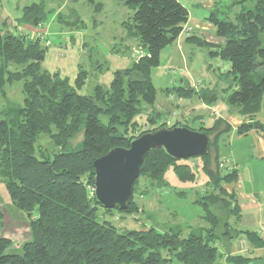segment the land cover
<instances>
[{"label":"trees","instance_id":"obj_1","mask_svg":"<svg viewBox=\"0 0 264 264\" xmlns=\"http://www.w3.org/2000/svg\"><path fill=\"white\" fill-rule=\"evenodd\" d=\"M117 1L131 11L122 23L127 39L136 40L145 55L130 69L116 72L108 87L95 86L91 95L81 94L89 76L87 71L80 67L72 84L60 73L44 69L50 46L43 44L45 39L30 38L19 30L23 26L45 29L44 3L24 7L14 20V30L9 29L8 21L0 26V94L6 96V84L21 83L24 96L23 105L7 101L0 110V184L6 188L12 205L30 219L29 238L19 250L12 248L11 239L0 236V264H250L264 259V253L251 258L222 252L220 238L214 233L220 220L213 213V205L222 204L229 216H237V224L241 218L236 195L224 188L238 180L239 171L234 167L224 173L221 168L220 141L232 131L223 118L208 125L203 123L199 129L185 123L170 127L204 132L210 139L209 153L175 160L163 150H153L146 154L139 176L161 189L170 185L166 174L172 169L179 181L196 183L199 169L187 161L202 159L201 171L208 180L206 190L195 203L204 210L207 227H189L186 236V229L181 226L164 231L156 226L122 231L101 215L102 207L94 194V163L114 148H129L143 134L167 127H154L157 121L150 120L152 129L137 135V118L141 117L144 105H155L158 90L152 72L161 66L162 52L179 39L190 19V11L181 0ZM251 2L254 6L240 11L235 0L215 4L207 21L215 27L217 36L225 40L224 45L189 38L197 40L194 42L198 47H207L212 59L230 64L226 74L218 69L219 80L228 83V87L221 92L210 86L199 92L184 86L173 88L176 92L169 89V93L183 91L185 96L192 93L206 106L223 101L237 109L248 118L237 128L238 135L253 130L264 134V125L256 119L264 112V0ZM90 3L95 6L94 0ZM56 19L72 31L84 29L76 11L68 16L57 14ZM116 45L119 43L114 44L113 51L117 53L130 50H120ZM99 70L97 67L96 71ZM81 132L82 144L72 149L71 140ZM42 135L49 138L57 151L49 152L38 145ZM139 178L128 209L103 208L104 214L138 212L135 187ZM181 194L178 195L185 196ZM222 197L228 202L220 201ZM3 217L0 207V231ZM239 236H244L255 250L264 249V237L255 231L234 229L224 234L230 243Z\"/></svg>","mask_w":264,"mask_h":264},{"label":"rangeland","instance_id":"obj_2","mask_svg":"<svg viewBox=\"0 0 264 264\" xmlns=\"http://www.w3.org/2000/svg\"><path fill=\"white\" fill-rule=\"evenodd\" d=\"M181 1L184 2L191 13H194L197 9L195 7L197 4L196 0ZM199 1L202 2V4H199L202 10L208 4L209 7H207L211 12L216 3L230 4L234 0ZM210 1L213 3L210 4ZM235 1L239 5L237 11L245 7L254 6V3L251 2L252 0ZM34 3H44L47 13L45 29H30L23 26L19 30L30 38L45 39L43 44L50 46L45 62L42 65L44 69L60 73L63 78H68L72 84L75 82L80 67L88 72L89 76L86 85L81 90L83 95H91L94 87L98 85L108 87L116 72L130 69L132 63L145 55L144 48L136 40L127 39L122 23L128 19L131 11L117 0H94L95 6L90 5V0H0V26H3L4 21H8L9 26L11 25L9 29H13L14 20L21 15L22 9ZM201 9L199 12H202ZM72 11H76L82 18L84 22L82 31H72L57 22V14L62 13L68 16ZM194 30L196 29H192V26L190 28L185 25L183 33L191 38L194 37ZM206 36L208 37L209 35ZM117 42L119 43V45H116L118 49L129 48L130 50L124 51L125 53L113 51L114 44ZM178 48L176 44H172L169 50L174 51V56H179L182 51H179ZM185 50L188 51L185 54L186 59L184 58L180 63L182 65L184 63V66L188 65L187 71L193 73V83L191 84L188 81V83L185 82L183 85L179 84V79L175 77L179 72L177 70L175 72V68L173 69L171 66L174 65L173 61L167 60L168 52L165 51L161 55V66L152 72V79L158 90L157 100L154 106L148 107L144 105L142 107L141 117L137 118V135L152 129L149 123L150 120L157 121L153 124L157 128L163 125L170 128L176 123H185L194 129H198L201 124L205 123L208 125L209 122L217 119L216 113L206 111L205 104L193 97L192 93L189 96H185L187 93H183L181 90L179 93H174L176 91L173 88H177L179 85L185 88L193 86L197 92L206 89L208 86L216 87L219 92L223 88L228 87V83L220 81L219 75L216 77L214 74L218 68L212 70L210 74L204 70L209 65L216 67L218 64V61L209 59L208 50L204 49V47L198 48L190 44L186 45ZM188 55L195 58L194 63L191 65L192 67L189 65L191 62L189 63L187 59ZM97 67L100 68L99 71H96ZM209 69L213 68L210 67ZM229 69L230 64L221 60V73L226 74ZM174 77L175 79H173ZM169 89L174 90L173 94L169 93ZM5 93L6 96L0 94V110L5 107L7 101L23 105L24 96L21 83L6 84ZM224 104L226 103L219 101L214 106H222ZM223 117L226 118V113ZM103 122H106L104 117ZM83 137V132L77 134L70 142L71 148L80 147ZM220 144L223 153L221 154L224 155L220 160L223 172L226 173L233 169L230 163H233V159H235L236 162L233 165L239 166V172L242 179H244L245 188L249 191L259 192V198L263 201L264 161H259V155L254 148L253 136L238 138L237 135L225 134L221 138ZM38 145H41L49 152L57 151L46 135L40 136ZM187 164H192L191 166L199 169L196 183L179 181L172 169L166 174V179L170 185L165 188L159 189L156 184L151 185L144 176L140 177L135 187V198L140 208L138 212L128 215L114 211L107 215L104 214L103 208L100 207L101 215L122 231L148 230L153 226L164 231L168 227L181 226L186 229L184 233L186 236L189 227H207L208 223L205 221L204 210L195 203L197 198L206 190L205 184L208 180L201 171L203 161L198 158L187 161ZM181 193H185V196L181 197L178 195ZM224 198L222 197L220 201L225 200V203L228 202ZM0 207L4 213L3 228L0 231V236L11 239L13 241L12 248L19 250L20 246L29 238L30 219L28 215L12 205L6 188L1 184ZM233 207L234 205L232 204L230 208L232 209ZM212 210L220 220V224L214 233L220 238L219 247L222 252L229 255L250 256L251 258L262 256V253L255 251L244 236L237 237L231 243L227 237H224L225 232L229 231L230 233L234 229L242 231L252 229L246 221L237 224V216H229V210L222 204L213 205ZM226 224H229L227 228ZM165 256L170 258L168 254H165ZM169 264L179 263L171 262Z\"/></svg>","mask_w":264,"mask_h":264},{"label":"water","instance_id":"obj_3","mask_svg":"<svg viewBox=\"0 0 264 264\" xmlns=\"http://www.w3.org/2000/svg\"><path fill=\"white\" fill-rule=\"evenodd\" d=\"M153 150H163L175 160H188L206 156L210 151V139L204 132L184 126L163 127L134 139L129 148L110 150L94 163V194L102 208L128 209L146 154ZM250 264H264V259Z\"/></svg>","mask_w":264,"mask_h":264},{"label":"crops","instance_id":"obj_4","mask_svg":"<svg viewBox=\"0 0 264 264\" xmlns=\"http://www.w3.org/2000/svg\"><path fill=\"white\" fill-rule=\"evenodd\" d=\"M195 2L197 3L195 5V7L197 9L194 11V13L190 12V20L187 24L190 28L192 26V29H196V30H194L195 34H193V36L197 37V39L199 38L201 40H204L206 43H209L211 45H215V46L223 45L225 40L222 38H219L216 35L215 27L207 21V18L210 14V9H208V7H209L208 4L205 3L206 8L205 9L203 8V10H202L201 7L199 6V4H202V2L199 0H196ZM211 3H213V2L210 1V4ZM200 9L202 10V12H199ZM206 35H209V36L207 37ZM194 41H197V40H194ZM194 41H190L189 36L182 33V35L179 37V39L174 43L179 47L178 50L182 51V53H179V56H174V54H175L174 51L169 50L170 46L162 52V55L164 54L165 51L168 52V56H167L168 59L167 60L173 61L174 65H171V66L173 67V69L175 68V72H176V70H177V72H179L176 74V76L175 75L174 76L177 79H179L178 82L181 85L185 84V82L188 83V81L191 84L193 83L192 82L193 81V73H190L187 71L188 65L184 66V63L182 65L180 62H181V60L183 61L184 58L186 59L185 54L188 51H186L185 48H186L187 44H190L191 46L193 45V46L198 47ZM198 48H201V47H198ZM204 49L208 50L207 55H208L210 60L218 61V64L216 67L214 65H211V66L209 65L208 67L204 68V70L210 74V73H212V70H216L217 68L218 69L221 68V60L218 58L212 59L209 56L210 50L207 47H204ZM187 59H188L189 63L191 62L189 64L190 66L195 61L194 60L195 58L191 57V55H188ZM177 64H179V65L177 66ZM210 67L213 69H209ZM184 69H186V70L184 71ZM214 74L216 75V77H218V75H219L218 70H216V72ZM175 77L173 79H175ZM173 79H172V81H173ZM202 108H203V106H202ZM205 109H206V111H209L210 113L215 112L216 115L218 116L217 118H224L223 116L226 113V118H224V119L227 120V122L232 126V131L228 134L237 135L238 138H244V137H247L249 135H252L254 138V148H255L257 154L259 155L258 156L259 161H261V162L264 161V134H263V132L253 130L246 135H238V133H237V128L240 125H242L243 123L247 122V120H248L247 117L242 116L238 112L237 109L231 108L230 106H227L226 104H224L222 106L216 105V107L215 106H212V107L206 106ZM256 119L264 125V112L259 113L257 115ZM220 143H221V141H220ZM220 146H221V144H220ZM221 152H222V150H221ZM223 156L224 155H222V157ZM235 162H236V160L233 159V163H230L231 167L232 168L235 167L239 171V166L236 167L235 166L236 164L233 165ZM224 188L227 190V192L229 194H235L237 197L238 204L241 208V218L239 220V223L246 221L249 224V226L252 227V229H250V231H255V232L259 233L260 236L264 237V202H263L264 199L262 198L263 199V201H262L259 198V196H260L259 192L249 191L245 188L244 179H242L240 172H239L238 180L232 184H225ZM255 251L260 252L262 254L264 253V249L255 250Z\"/></svg>","mask_w":264,"mask_h":264}]
</instances>
